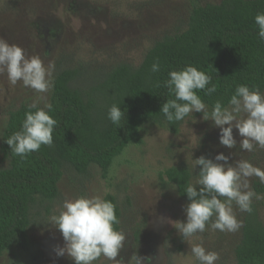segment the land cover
<instances>
[{"label":"rangeland","instance_id":"374dc122","mask_svg":"<svg viewBox=\"0 0 264 264\" xmlns=\"http://www.w3.org/2000/svg\"><path fill=\"white\" fill-rule=\"evenodd\" d=\"M220 1L0 0V38L20 46L29 57L39 55L45 65L54 63L53 79L61 70L81 69L82 76L75 85L84 89L100 82L120 63L139 65L162 37L186 30L195 6ZM52 88L39 94L21 82L11 86L7 73L0 75V170L8 167L1 146L9 113L22 104L36 103L43 107L50 103ZM207 107L210 112L212 109ZM219 131L198 112L184 119L178 133L147 122L141 129L143 143L130 144L116 157L107 178L97 165H92L86 174L65 166L58 197L52 203L43 206L38 203L31 208L27 243L12 245L0 259L5 264H74L67 254L58 257L53 251L65 242L61 232L50 224V217L59 214L65 199L91 195L105 198L111 193L122 211L119 231L126 235L117 259L122 257L124 264H128L133 254H138L151 256V264H193L191 245L182 239L173 222L186 221L183 209L189 201L179 195L173 183L161 177V172L186 166L192 171L195 183L200 166H194V159L202 155L214 159L219 153L228 156L229 163L245 159L264 169V148L257 145L252 152L242 151L239 146L242 138L234 128L237 146L229 149L219 144ZM256 182L260 183L259 179L252 177V190L264 195L256 191ZM253 201L258 204L264 223V199L253 198ZM234 211L241 222L237 231L207 228L199 234L203 246L218 253L215 264H236L234 250L242 236L244 212L235 205ZM199 242L196 238L192 240ZM94 264L114 262L101 256Z\"/></svg>","mask_w":264,"mask_h":264},{"label":"trees","instance_id":"16d2710c","mask_svg":"<svg viewBox=\"0 0 264 264\" xmlns=\"http://www.w3.org/2000/svg\"><path fill=\"white\" fill-rule=\"evenodd\" d=\"M260 12H264V0H221L195 6L186 30L162 37L139 65L120 63L88 88L75 85L82 76L81 69L59 71L50 98V115L57 120L53 143L42 145L25 159L13 154L6 140L20 130L25 112L35 109L22 104L11 111L1 146L8 167L0 170V255L12 245L27 243L31 208L58 197L65 166L86 174L97 165L107 178L116 157L130 144L143 143L141 129L145 123L179 132L184 120L170 123L160 112L163 103L175 99L164 86L170 71L192 65L210 75L217 91L208 96L201 90L198 95L211 109L217 100L227 105L237 85L264 92V40H260L254 21ZM157 61L160 70L153 73L151 66ZM113 104L125 111L119 125L108 119ZM161 177L189 201L184 193L187 184L193 183L189 168L170 167ZM254 187L264 192L261 183ZM104 199L115 205L119 220L115 228L119 231L122 211L117 198L109 193ZM251 206L250 213H243L242 236L234 250L236 264H264V223L258 204L252 201Z\"/></svg>","mask_w":264,"mask_h":264},{"label":"clouds","instance_id":"9594fccd","mask_svg":"<svg viewBox=\"0 0 264 264\" xmlns=\"http://www.w3.org/2000/svg\"><path fill=\"white\" fill-rule=\"evenodd\" d=\"M254 21L260 40H264V12L257 13ZM54 68V63L45 65L39 55L29 57L20 46L0 38V75L7 73L11 86L21 82L36 93H48L53 87ZM159 70V62H154L151 71ZM168 76L164 86L175 99L166 101L160 109L168 122L183 121L193 113H202L205 121L211 120L213 126L219 128L220 145L229 149L237 146L233 135L235 128L242 138L239 142L242 151L252 152L257 145L264 148V93L258 88L237 85L227 105L217 100L209 112L198 92L203 90L205 95L211 96L217 91L210 75L188 65L181 70L170 71ZM29 109L35 111H26L20 130L6 140L12 153L21 159L39 151L42 145L51 146L57 126V120L50 115L51 103H45L43 107L33 103ZM108 119L119 125L125 119V111L113 104L109 108ZM228 161L229 157L223 153L214 159L203 155L194 159V166H200L199 178L184 189L189 200L183 209L186 221H173L182 239L191 245L193 264H215L219 259L218 253L203 246V238L199 234L207 228L221 232L237 231L241 222L236 217L234 205L241 212L250 213L253 198L264 199V195L251 188L252 177H257L264 184V169L245 159L233 163ZM118 223L115 205L101 195L65 199L59 214L50 217V224L61 232L65 242L63 247L56 246L53 251L58 257L67 254L74 264H94L101 256L114 264H124L122 257L117 259L126 238L115 228ZM193 238L200 242L192 243ZM151 260V256L133 254L128 264H145V261L151 264ZM7 261L11 260L7 258ZM0 264H5V261L0 259Z\"/></svg>","mask_w":264,"mask_h":264}]
</instances>
